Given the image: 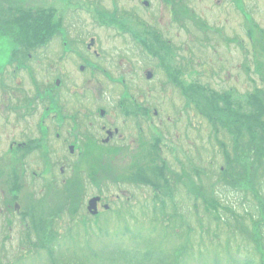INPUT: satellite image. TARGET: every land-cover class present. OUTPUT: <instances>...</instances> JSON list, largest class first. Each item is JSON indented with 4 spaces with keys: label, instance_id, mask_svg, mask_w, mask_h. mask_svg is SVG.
<instances>
[{
    "label": "rangeland",
    "instance_id": "374dc122",
    "mask_svg": "<svg viewBox=\"0 0 264 264\" xmlns=\"http://www.w3.org/2000/svg\"><path fill=\"white\" fill-rule=\"evenodd\" d=\"M152 1L155 5L147 8L137 0H121L117 9L111 6L112 0H0V41L9 46L8 60L0 63V79L5 70L7 76L12 70H21L14 73L19 80L5 81L6 91L0 85V168L4 167L0 169V264H81L88 238L95 249L103 245L105 237L97 228L104 225L105 218L108 233L116 235L107 239L109 244L143 248V238H157L158 232L150 225L154 193L140 180H152L153 166L156 171L157 154L151 148L155 139H159L161 158L169 164L168 173L175 175L174 180L179 178L174 182L178 206L194 219L195 201L187 199V188L201 183L210 191L215 171L224 163L218 141L226 135L221 128L216 131L200 111L203 96L191 95L190 90L186 95L180 85L186 89L197 86L198 90L200 86L203 94H207L205 89L217 95L230 93L231 101L243 105L247 96L264 93V37L260 35L261 29L264 33V2L260 1L255 16L262 25L258 28L249 7L243 8L238 0L233 1L227 21L223 4L218 7L213 0H183L179 10L174 5L170 11L172 4L165 7L159 0ZM19 10H30L35 16L40 10L51 11L54 22L63 19V28L44 46L23 45L18 40L19 21H13ZM152 25L160 31L163 46ZM220 30L228 40L224 41ZM245 31L257 36L250 40ZM28 52L31 58L26 60ZM23 59L17 69L14 63L19 60L21 64ZM167 65L177 70L179 86L167 75ZM80 66L85 67L80 70ZM57 73L63 81L54 87ZM147 73L152 75L149 79ZM43 94L53 98V104L42 99ZM5 99L18 107L6 110ZM131 100H135V109L145 106L150 110L141 123L142 135L138 119L133 117L137 114L134 108L131 116L125 113ZM100 109L106 110L104 118L99 116ZM55 115L54 120L51 116ZM56 120L66 122L54 123ZM103 125L117 127L121 134L120 141H113L112 151L93 142L105 138L99 129ZM39 126L51 129L45 133ZM23 141L26 147L18 150L17 156L10 152L11 143ZM85 142L94 155L83 156ZM65 143L74 146V153L70 154ZM20 160L24 168L18 170L24 176L16 190L5 170L12 164L20 166ZM66 180L74 191L71 203L80 199L83 183V202L74 216H69L72 206L66 203L68 215L60 217L58 207L68 194L56 185ZM152 181L163 183L159 177ZM226 193L220 191L221 196ZM231 193L221 198L236 207ZM96 195L109 204L107 210L102 203L98 205L99 218L86 210L87 200ZM15 202L23 218L17 214ZM28 214L37 226L46 223L47 227L31 228L29 234L24 219L30 222L27 226L35 224ZM192 226L197 241L201 231L194 221ZM137 233L142 238L137 236L133 242Z\"/></svg>",
    "mask_w": 264,
    "mask_h": 264
},
{
    "label": "trees",
    "instance_id": "16d2710c",
    "mask_svg": "<svg viewBox=\"0 0 264 264\" xmlns=\"http://www.w3.org/2000/svg\"><path fill=\"white\" fill-rule=\"evenodd\" d=\"M49 12L40 10L35 16L30 10L18 11L13 21H19L18 40L23 45H43L62 28V18L54 22L53 13ZM32 41L35 42L31 44ZM165 69L179 86L177 70H170L168 65ZM180 87L186 95L190 90L191 95L203 96L200 104L204 106L201 105L200 111L216 131L221 128L226 135L223 141H218L224 163L216 169L210 191H205L201 183L187 188V199L193 197L195 201L194 219L186 216L174 195V182H179V178L174 180L175 175L168 173L167 162L156 152L158 164L154 163L156 171L153 166L151 176L152 180L159 177L163 183L140 180L154 193L150 225L158 232V237L143 238V248L120 242L109 244V238L116 235L111 236L105 226L98 228L103 234L101 237H105L103 245L95 249L88 238L81 264H264V93L247 96L243 105L231 101L230 93L217 95L205 89L207 94H203L200 86L199 90L193 85L188 89L183 84ZM157 145L156 139L151 148L157 151ZM180 165L185 167L183 163ZM65 191L69 199L73 198L70 185ZM220 191L227 193L221 196ZM230 193L235 197L236 207L221 198ZM70 205L74 213L78 202L70 201ZM118 217L122 219L123 215ZM193 221L201 231L197 241L192 233ZM137 236L142 238L141 233H137L133 242Z\"/></svg>",
    "mask_w": 264,
    "mask_h": 264
},
{
    "label": "flooded vegetation",
    "instance_id": "af4514ba",
    "mask_svg": "<svg viewBox=\"0 0 264 264\" xmlns=\"http://www.w3.org/2000/svg\"><path fill=\"white\" fill-rule=\"evenodd\" d=\"M137 1H139L143 6H145L147 8H151L153 5H155L154 2H156V1H152V0H137ZM159 1L162 4L164 3L165 7H166V4H172V7L169 10L166 9L167 11H170V10H173L174 5H176L177 6V10H179L180 9V4L179 3H182L183 0H177L176 3H175V0H159ZM233 1L234 0H213L214 3H217L216 4L217 6L220 5V4H223L224 8L226 9V17H227V19H225L226 21L229 20V19H231V10H232V7H234L233 6L234 5V2ZM238 1L240 2V4L242 5L243 8H246L247 9V7H249V13L251 14V16L253 18V21H254L253 24L255 25V27L262 28V25L259 24L260 22L258 21V19H256L255 16H258L259 15V10H260L259 9L260 8L259 7V4H260V1H262V3H263L264 0H238ZM125 3L126 2H124L123 5H125ZM118 5H121V0H112V5H111L112 7L117 8L116 6H118ZM218 7H220V6H218ZM117 9H120L119 6H118ZM257 12H258V15H257ZM238 13L240 15H242L239 11H238ZM244 14H245V11H244ZM178 21H180V20H178ZM147 26L149 27V25H147ZM153 26L157 27L156 25H152L151 26V29L152 30L157 29V28H155ZM227 26H228V24H227ZM157 30H155V31L160 34V38L163 40V37H162L160 31H157ZM219 32L221 34L220 36L222 38H224V41H226V40L229 39L228 35H226V32L224 33V31H221V30ZM260 33H261L260 35L264 37L263 31L260 32ZM246 36L251 40V39H254V37H256L257 35L252 34L250 31H247L246 32ZM12 71H13V73L17 74L21 70H12ZM7 75H8V70H5V76H7ZM11 78L18 79L15 76H12L11 74H9V76L5 77L4 78V91L7 90V84H6L5 81L7 79L10 81ZM16 86H18V83L16 84ZM49 101H50L49 102L50 104H53V103H51L52 102V99H50ZM133 101L135 103V100H131L130 101L131 104L130 105L129 104L127 105V107H129V108H127L128 110L132 109L131 112L128 111V110H125V112L127 111V115L128 116H131V114H134V113H132L133 112V108H134L133 106H135V104L133 103ZM16 103H17V101H16ZM3 106H4V108L6 110H8L9 108L12 110L13 108L16 109L18 107V105H16V106L9 105V100L8 99H5L4 100ZM33 110L34 109H32L31 111H33ZM45 110H47V111L49 110V105L46 107ZM101 111H103V110H101ZM101 111L99 112V116L101 118H104L105 117V112H104V114H101ZM134 111H136L137 114L136 115L134 114L133 117L138 119L139 124H137V128H138V131H139L140 135H142L143 125L141 123H144L145 122V118L149 116V110L147 109V107L142 106L141 108H139V110H137V109L134 108ZM22 116H24V115H22ZM44 117H47V116H44ZM51 118L55 120L56 119V115L55 116H51ZM58 121L59 120H56V121H54V123L60 124V123L66 122V120H60L59 122ZM81 123H82V121H81ZM84 123L85 122L83 121V124ZM89 124H91V121H88V125ZM40 126H39V128L40 129H44L45 130V133H47L49 131V129H51L48 126H44V127H40ZM99 129H100V131H102L105 134V138L104 139H101L100 141H98V140H94L93 141L91 138L90 139L93 142H95L98 146H100L102 149L104 147L111 146L113 144V141L114 140L120 141L122 139L121 135L119 134V130H118L117 127L110 128V126L103 125ZM45 133H43V134L45 135ZM56 137H59V134L58 133H56ZM141 138H142V136H141ZM143 138H144V136H143ZM25 143H27V142L26 141H23L22 143H11L10 144V149H14L15 155H17L18 154V150H19V149H17V147H19L21 149L22 148L21 144L25 145ZM139 143H140V141H139ZM13 144L14 145L17 144V146H14ZM31 144H34V142L31 141ZM83 145L84 146H83V149H82V154L83 153L84 154L90 153V152L87 151V149L89 148V146H87L86 142L83 143ZM66 146L68 147L69 145L66 144ZM69 147H68V150H69V152H71V149ZM15 159H16V157H15ZM63 170H64V168L61 167L60 168V171L63 172ZM101 203L102 202L100 201V202H98L97 205H99Z\"/></svg>",
    "mask_w": 264,
    "mask_h": 264
},
{
    "label": "bare ground",
    "instance_id": "6f19581e",
    "mask_svg": "<svg viewBox=\"0 0 264 264\" xmlns=\"http://www.w3.org/2000/svg\"><path fill=\"white\" fill-rule=\"evenodd\" d=\"M156 40L161 44L163 43L162 42V39L160 38V36H157L156 37ZM122 94V93H121ZM124 95V94H122ZM129 101V100H128ZM128 105V103H127ZM148 109V108H147ZM149 110V109H148ZM149 113H150V110H149ZM123 132V130H122ZM121 135V134H120ZM4 166V165H3ZM9 169H6L5 171L7 172L8 176H9V180L12 182L13 186L15 188H21V181H22V177L24 176V173L21 171V170H18L16 168H14L13 166H8ZM4 168V167H2ZM0 168V169H2ZM16 180V182H15Z\"/></svg>",
    "mask_w": 264,
    "mask_h": 264
},
{
    "label": "clouds",
    "instance_id": "9594fccd",
    "mask_svg": "<svg viewBox=\"0 0 264 264\" xmlns=\"http://www.w3.org/2000/svg\"><path fill=\"white\" fill-rule=\"evenodd\" d=\"M9 46L6 41H0V63H4L8 60Z\"/></svg>",
    "mask_w": 264,
    "mask_h": 264
},
{
    "label": "water",
    "instance_id": "95a60500",
    "mask_svg": "<svg viewBox=\"0 0 264 264\" xmlns=\"http://www.w3.org/2000/svg\"><path fill=\"white\" fill-rule=\"evenodd\" d=\"M148 78L151 77V73H149ZM99 200V197L93 198L89 201L88 210L91 211L92 214L97 212L96 210V202Z\"/></svg>",
    "mask_w": 264,
    "mask_h": 264
}]
</instances>
